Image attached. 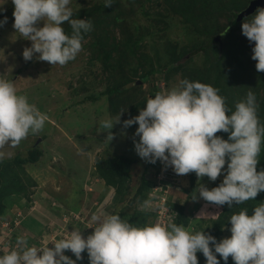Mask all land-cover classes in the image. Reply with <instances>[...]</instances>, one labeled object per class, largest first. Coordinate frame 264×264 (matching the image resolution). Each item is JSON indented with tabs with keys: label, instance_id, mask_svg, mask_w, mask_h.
I'll use <instances>...</instances> for the list:
<instances>
[{
	"label": "rangeland",
	"instance_id": "obj_1",
	"mask_svg": "<svg viewBox=\"0 0 264 264\" xmlns=\"http://www.w3.org/2000/svg\"><path fill=\"white\" fill-rule=\"evenodd\" d=\"M105 1L71 0L69 7L73 12L72 18L89 21L92 29L82 34V50L76 59L63 66L39 61L35 56L25 61L22 52L25 47L31 46V41L18 38L19 34H15L14 5L11 0L2 6L5 9L3 13L8 14H0V19L7 16L8 21L0 27V78L14 82L17 92L26 95L30 103L48 116V120L39 135H29L19 146L2 150L8 157L25 152L36 144L42 149L43 155L38 163L25 164L21 168L15 163H8L10 170L0 174L2 183H10L9 179L17 181V174L19 182L28 191L19 196L18 206H6L4 210V201L0 203V212L6 211L0 216V254L13 249L18 237H24L29 246L39 248L49 244L51 248V242L66 236L68 231H81L84 238L90 235L94 231L92 227L97 224L92 220L94 215L102 218L106 213H118L121 216V212L130 215L134 208L136 211L142 210L140 207L143 205L138 204L135 197L141 177L149 173L153 175L163 164L159 161L147 163L137 155L133 134L138 125L125 129L123 121L137 116L148 98L177 87L182 81L183 69L202 70L207 64L203 59L205 49H208L205 53L210 63L215 54L225 52L231 55L232 49L236 51L228 46L232 39L237 43V51H240L241 56L237 59L239 64L255 68L256 61L251 59L253 45L242 35L241 25L240 29L230 32L223 41L220 34H214L209 42L210 38L191 31L181 17L171 12L166 17L157 16L156 23L154 15L149 12V0H115L116 3L112 5L113 8L118 7L115 8L116 12L120 9L119 17L126 42L127 39L135 41L139 37L133 45L134 55L129 56L122 49L125 39L117 29L107 32L100 45L95 38V28L100 27V20L97 19V13H92V9ZM227 1L221 0L215 14L217 27H223L236 18L234 7L225 9V5H230ZM240 1L246 3L242 8L244 11L250 0ZM8 9L13 11L6 12ZM39 26L42 27L43 22ZM63 28L71 36L72 30L67 23ZM224 41L227 42L225 45ZM93 45L98 49L96 59V56L92 58L95 52ZM237 60H233V64ZM170 63L175 68L173 71L157 72L143 83L139 80V75L151 68L166 71ZM113 64L117 66L111 71ZM224 65L221 64V67ZM134 80L136 85L132 84ZM122 83L126 89L121 92H105L110 85ZM119 114L120 123L110 130L113 137L110 140L109 131H105L101 125L105 120L115 121ZM39 138L40 141L36 143ZM109 155H124L134 160L124 186V198L117 203L119 197L113 199V189L97 177L95 171L96 159ZM179 176L180 183L168 190V198L171 204L185 205V223L192 225L186 227L189 231L204 230L208 234L213 229L214 212L220 210L221 206L200 199L196 188L198 184H204L209 189L216 187L222 182L223 176L216 181H210L206 176L198 178L194 172ZM193 195L197 198L192 199ZM144 206V211H154L150 204ZM237 206L240 205L227 207L225 221H228ZM146 213L142 216L145 223L138 226L158 223L157 212H151L153 215L148 216ZM201 213L206 215L197 218ZM162 225L166 226L165 223ZM229 228H222L220 240L230 237ZM64 254L75 259L70 251ZM82 256L83 260L77 261V264H89L87 253H82Z\"/></svg>",
	"mask_w": 264,
	"mask_h": 264
},
{
	"label": "clouds",
	"instance_id": "obj_2",
	"mask_svg": "<svg viewBox=\"0 0 264 264\" xmlns=\"http://www.w3.org/2000/svg\"><path fill=\"white\" fill-rule=\"evenodd\" d=\"M6 2L0 0V14ZM11 3L15 34L31 41L22 52L25 61L35 56L39 61L63 66L76 59L82 50V34L91 31L92 25L85 19L72 18L71 0ZM112 3L106 0L105 7ZM250 17L241 24L242 35L253 45L251 59L256 61V70L264 72V8H258ZM7 21V16L0 19V27ZM65 23L72 30L71 36L63 28ZM257 108L252 91L230 112L213 86L184 79L167 93L148 98L137 116L123 121V128L138 125L133 134L134 149L147 163L159 161L177 175L194 172L198 178L206 176L210 181L223 176L218 186L209 189L198 184L196 192L206 202L231 208L255 200L264 192V169L257 171L264 125ZM47 120L48 116L26 95L17 92L14 82L0 78V160L5 158V147H17L29 135H39ZM117 123L120 114L115 121L105 120L101 126L110 133ZM218 132L228 133V138L216 135ZM108 138H113L111 133ZM92 220L97 224L86 238L74 229L52 241L51 248L49 244L29 246L24 237H18L13 249L0 254V264H77L85 252L89 264H199L197 253L206 258L205 264H220L221 259L227 264L229 257L234 264H264V202L255 206L251 215L247 209L232 214L228 219L231 235L219 242L204 230L191 232L174 222L136 227L118 213H106L102 218L94 215Z\"/></svg>",
	"mask_w": 264,
	"mask_h": 264
},
{
	"label": "trees",
	"instance_id": "obj_3",
	"mask_svg": "<svg viewBox=\"0 0 264 264\" xmlns=\"http://www.w3.org/2000/svg\"><path fill=\"white\" fill-rule=\"evenodd\" d=\"M149 2L151 3L149 12L154 15V21L156 23L158 22L156 18L157 16L161 15L166 17L171 12L181 17L183 21L187 25H189L191 31L210 38L209 42L212 41L211 37L214 34H220V39L222 41L228 38L230 32H233V30L239 28L245 18L250 19V16H252L256 12V10H254L250 14L237 18L242 13V8L245 6L246 3L243 4L240 0H228L227 2H229L230 5H228V7L225 5V9L234 7L236 9L234 12L237 13L236 18L235 20L231 21L229 24L224 25L223 27H217L218 25L217 23H215L214 19L218 7L221 4V0H149ZM105 3L99 4L92 9V13H97V19L100 20V27L95 28L96 42L101 45L102 40L105 39L104 35L111 30L117 29L121 37H124L125 39L123 41L124 45L122 49L129 56L134 55L133 45L138 42L139 37L137 36V40L135 41L127 39L126 42L124 31L121 28L122 21L119 17L120 9L118 10V12H116L115 8L118 7H112V5L114 6V4L116 3L115 0H113L112 5L107 7H105ZM9 11H13V9H8V11L6 12ZM4 14L8 13H2L1 15ZM230 40L231 41L228 43V46H232L236 51L232 49L231 55H226L225 52L215 54L212 61L208 63V55L205 53L208 49H205L203 59H205V63L207 64H205L202 70H195L193 68L183 69L182 80L188 79L190 81H199L213 86L215 89L218 90V94L224 98L225 107L229 109L230 112L235 110V105L237 102H240L241 100L245 99L247 93L249 91H252L256 96V102L258 104L257 115L259 121L261 125H264V72H258L256 70V67L251 68L248 65H240L239 60L237 59H239L241 55L239 53L240 51H237V43L233 42L232 39ZM226 43L227 42L224 41V45ZM93 47V50L95 52L94 55H92V58H94L98 54V49L96 48V46L93 45ZM96 58H98V56H96L94 59ZM233 60H237V62L233 64ZM223 62L225 63V65L221 67V64H224ZM116 66L117 64L111 65V67H113L111 68V71H113ZM174 69L175 68L173 64L170 63V65L165 69L166 71L151 68L149 71L140 74L138 78L143 83L148 79L149 76L157 72L169 73ZM135 82V80L132 81V84L136 85ZM122 89H126L124 83L117 85L113 84L110 85V87L106 88L105 92L111 94L115 92L119 93L122 91ZM230 112L226 114H230ZM216 135L221 136L224 139L228 138V133L218 132ZM42 155V149L36 146V144H34L27 148L25 152H17L12 156L5 157L3 160H0V174H3L4 172H8L10 170L8 163H15L19 165L20 168L25 164L34 165L39 162ZM133 163L134 160L132 158L124 155H109L107 157H100L95 161L96 176L100 179H103L104 183L113 189V199L119 197L117 198L116 203L122 201L124 198V186L130 176V169ZM226 167L227 163L225 164V168ZM262 169H264V144H262L259 163L257 165V171H260ZM15 177L17 181H12L11 179H9L10 183H2L3 179L0 180V203L4 201L5 205L2 206L4 210L8 206H18L19 200L21 199L19 196L28 192L26 191L24 185L19 182L20 178L17 174ZM193 179L194 177L192 175L191 187L194 186ZM153 180L154 178L150 175V173L147 174V176L143 175L141 177V183L139 184L135 197L138 204L143 205L142 207H140L142 210L138 208L139 210L136 211V209L134 208L130 215L125 212H121V218L129 222L133 226L140 227L138 225L145 223V219L144 217H142L145 216L143 215V213L148 212L146 213V216H148V214L153 215V213L151 212H156L157 206L150 204V201L153 198L149 196L151 187L154 184ZM13 193L16 194L11 195ZM263 196L264 192H260L255 198L257 200H253L251 202L248 201L250 204L244 203L240 206L235 207L231 214L238 213L243 209H247L249 215L253 214L254 207L257 206L259 203L264 202V200H262ZM149 204L151 206V209L154 211H144V205L148 206ZM167 205L169 208L170 215L169 222H174L177 225H183L185 228L187 226H192L187 225V223H185L186 219L184 213V204H171L168 198ZM227 207L229 206L225 204L221 206L220 210L217 209L218 211H213L216 216L212 219L213 229L210 230L208 234L215 236L218 242L220 241L219 236L222 232V228L225 226L230 227V222L224 220ZM4 213H6V211L1 213L0 216ZM139 213L142 214L140 215ZM169 222H166V225ZM197 257L199 264L205 263L206 258L203 257L202 253H197ZM217 258L220 259L219 256ZM220 264H225V262L221 259ZM227 264H234V261L231 259V257H229Z\"/></svg>",
	"mask_w": 264,
	"mask_h": 264
},
{
	"label": "built area",
	"instance_id": "obj_4",
	"mask_svg": "<svg viewBox=\"0 0 264 264\" xmlns=\"http://www.w3.org/2000/svg\"><path fill=\"white\" fill-rule=\"evenodd\" d=\"M154 186L149 193V196L153 199L150 204L156 205V212L159 214L158 223L162 224L170 221L169 208L167 205L168 190L180 183L179 175L175 174L173 170L167 169L162 166L161 169H157L153 175ZM19 215V213H17ZM17 224L16 222H14Z\"/></svg>",
	"mask_w": 264,
	"mask_h": 264
},
{
	"label": "water",
	"instance_id": "obj_5",
	"mask_svg": "<svg viewBox=\"0 0 264 264\" xmlns=\"http://www.w3.org/2000/svg\"><path fill=\"white\" fill-rule=\"evenodd\" d=\"M256 8H264V0H250L246 9L242 11V13L237 18L252 13ZM138 82L140 83L141 81H137V83ZM39 141L40 138L36 141V143Z\"/></svg>",
	"mask_w": 264,
	"mask_h": 264
}]
</instances>
